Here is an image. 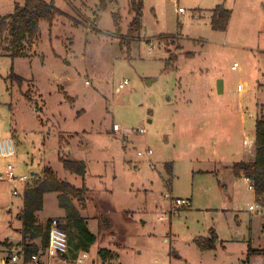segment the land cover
<instances>
[{"label":"rangeland","instance_id":"rangeland-1","mask_svg":"<svg viewBox=\"0 0 264 264\" xmlns=\"http://www.w3.org/2000/svg\"><path fill=\"white\" fill-rule=\"evenodd\" d=\"M25 1L0 0V17ZM136 1L141 26L131 33L130 0H106L105 10L100 0H55L61 14L24 41L26 56L0 57V125L16 143V156L0 159V264H23L11 258L24 243L27 184L13 194L8 163L30 181L50 167L88 188L85 209L73 201L96 242L72 230L68 253L46 259L40 250L42 264H246L250 249H264V212H249L255 191L233 172L255 159V147L243 153L238 144L264 113V0ZM219 5L232 11L226 31L212 28ZM238 104L249 110L244 125L229 110ZM60 157L85 161V181ZM177 198L190 207L174 211ZM64 212L48 194L40 222L63 224ZM102 215L112 222L104 233ZM213 238L214 249L198 244Z\"/></svg>","mask_w":264,"mask_h":264},{"label":"trees","instance_id":"trees-1","mask_svg":"<svg viewBox=\"0 0 264 264\" xmlns=\"http://www.w3.org/2000/svg\"><path fill=\"white\" fill-rule=\"evenodd\" d=\"M100 6L103 10L107 8L106 0H100ZM131 10L135 11L134 20L130 26V32L139 30L141 26L142 4L136 0H130ZM61 14V10L56 6L55 0L47 2L46 0H26L24 5H17L14 13L0 17V57L11 55L12 57L26 56L23 51V43L26 39H36L40 32V22L46 20L53 23L54 18ZM117 16V15H116ZM232 11L224 5H219L213 11L212 28L217 31H226ZM176 57V56H175ZM178 58H170L168 63H173ZM19 84L24 80L11 75ZM255 160L252 163L239 162L234 164L233 172L235 175L246 176L250 178L255 186V197L262 201L264 205V113H260L255 123ZM64 170L75 176L83 178L87 174V165L83 160H75L70 157H60ZM43 178H34L25 188L23 194V205L18 218L22 220L23 248L26 253L27 261L32 255L38 254L40 250H45L49 244V231L51 220L44 226L37 213L44 209V199L47 194L55 193L58 195V201L65 210L66 216L61 218L64 223L62 227L71 236L72 230L78 232L85 241L96 242L94 236L87 227V220L82 216L80 209L74 204L73 199L78 200L79 204L85 209L88 188L85 183L78 188L67 180L58 177L55 171L50 167H45ZM99 220V232L104 233L111 228V218L108 215H102ZM40 240L38 244L36 241ZM218 240L213 238L210 241H198L202 249H214ZM109 252L106 249L100 251L101 256ZM254 258L255 264H264V249H250L248 260Z\"/></svg>","mask_w":264,"mask_h":264},{"label":"built area","instance_id":"built-area-1","mask_svg":"<svg viewBox=\"0 0 264 264\" xmlns=\"http://www.w3.org/2000/svg\"><path fill=\"white\" fill-rule=\"evenodd\" d=\"M180 12H184L182 8L179 9ZM239 68V64L235 63L232 67L233 70H236ZM129 85V80H124L121 82L118 86V90L122 91L127 88ZM238 95H241L245 91V86L243 84L238 85ZM113 130L115 132L121 131V127L118 124H114ZM141 134H145V131L142 129L140 131ZM147 156H152L153 151L152 150H147ZM139 156H143L144 154L142 152L138 153ZM16 156V143L13 137L11 136H5L1 125H0V159H11ZM6 179L8 182L14 185L13 187V194L15 196L20 195L19 190L17 189L18 184H29L31 181L30 179L26 176H18L16 174V168L12 163H8L6 167ZM243 179L245 182L249 185V189L255 191V186L253 181L246 177L243 176ZM26 185V186H27ZM167 199H171L172 196L171 194H166L165 196ZM175 205L177 207L183 206V207H190V202L188 200L180 199L177 198L175 200ZM249 212L253 215H258L262 214L264 212V205L260 200L256 199V204H251L248 208ZM69 249V238L66 230L63 229L62 223L59 219H52L50 223V231H49V244L48 247L43 250L44 254L49 257V258H54L56 256H65L68 253ZM43 254V255H44ZM88 255L84 253L79 260L82 262L85 258H87ZM12 262L16 261H21L23 264H40L41 263V257H40V252L38 254H34L31 256L29 261H27L26 258V253L24 251V248L22 247L20 251L18 252L17 255H14L11 258ZM7 261H4L3 264H6Z\"/></svg>","mask_w":264,"mask_h":264},{"label":"crops","instance_id":"crops-1","mask_svg":"<svg viewBox=\"0 0 264 264\" xmlns=\"http://www.w3.org/2000/svg\"><path fill=\"white\" fill-rule=\"evenodd\" d=\"M222 92H224V89H223V91ZM244 94V93H243ZM243 94H241V95H238L239 97H241ZM249 101H250V99H248ZM240 104V106H242V103H239ZM239 104L236 106V108H229V110H230V113L235 117V118H237L238 120H239V122L241 123V125H244V123H246V114H247V112H249V110H247L245 113H243V111H241L240 110V112L241 113H239L238 112V109L240 108V106H239ZM234 106V105H233ZM241 108H243V106L241 107ZM237 109V110H236ZM245 135V132H244V134H243V136ZM255 139H256V135L254 134L253 135V138L252 139H249V141L248 142H246V140L245 139H243V142H242V138L241 139H239L240 141H241V143L240 144H238L239 145V148L240 147H242L243 148V153L247 150V148H253V147H255L254 145H255ZM253 154V153H252ZM252 157H253V155H252ZM253 159H254V157H253ZM251 160V159H249V161H242V162H246V163H252V162H254V160ZM239 176H241V177H243L242 175H239ZM48 195V194H47ZM46 195V196H47ZM46 196H45V198H46ZM179 207H181V206H179ZM179 207H177L176 205L174 206V211H176V210H178V208ZM44 209H45V199H44ZM44 209H43V211H44ZM43 211H41V212H39V213H37V217L39 218V220L41 219V216H40V213H42ZM173 211H171V213H172ZM65 212H64V215H61V216H56V217H65ZM45 258L46 259H50L49 257H47L46 255H45ZM5 260H2V264H3V262H4ZM43 263V256L41 257V263L40 264H42ZM81 263V262H80ZM246 264H255V260H254V258H251V260H249Z\"/></svg>","mask_w":264,"mask_h":264},{"label":"water","instance_id":"water-1","mask_svg":"<svg viewBox=\"0 0 264 264\" xmlns=\"http://www.w3.org/2000/svg\"><path fill=\"white\" fill-rule=\"evenodd\" d=\"M219 90H221V93H222V91H223V88H222V86H220V85H219Z\"/></svg>","mask_w":264,"mask_h":264}]
</instances>
